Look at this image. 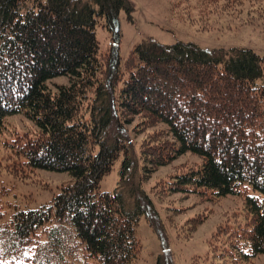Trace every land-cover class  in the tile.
Wrapping results in <instances>:
<instances>
[{
    "label": "trees",
    "instance_id": "obj_1",
    "mask_svg": "<svg viewBox=\"0 0 264 264\" xmlns=\"http://www.w3.org/2000/svg\"><path fill=\"white\" fill-rule=\"evenodd\" d=\"M123 11L132 19L129 0H0V134L8 117L23 115L37 130L16 150L22 165L74 180L48 205L8 220L0 189V264H133L141 217L153 215L143 182L185 154L202 165L167 181L170 192L243 198L245 221L223 241V255L249 264L264 255V57L147 40L123 68ZM101 20L114 35L105 54ZM59 77L69 84L52 89ZM137 118L168 128L166 139L144 142L141 169L129 133ZM121 157L118 189L101 192ZM194 222L196 230L204 220ZM157 264L174 261L165 251Z\"/></svg>",
    "mask_w": 264,
    "mask_h": 264
},
{
    "label": "rangeland",
    "instance_id": "obj_2",
    "mask_svg": "<svg viewBox=\"0 0 264 264\" xmlns=\"http://www.w3.org/2000/svg\"><path fill=\"white\" fill-rule=\"evenodd\" d=\"M129 1L135 9L132 19L124 11L119 17V54L123 68L134 47L147 40L164 46L193 43L205 50L240 48L264 57V0H218L212 4L209 0ZM95 33L101 54L107 53L113 46L114 35L105 27L104 20L99 21ZM67 84L68 78L59 77L51 81L50 87L54 89L55 85ZM141 123L137 118L129 128L134 146L132 155L139 161L140 169L144 142L155 134H162L166 139L168 130L161 123L149 124V127ZM36 130L32 121L18 114L6 119L0 134V189L6 190L3 198L5 220L16 210H38L48 205L62 187L74 182L68 173L31 170L22 165L23 160L16 156V150L22 139L33 136ZM122 161L123 157L102 180L101 192L114 193L118 189ZM201 165L202 159L198 156L185 154L158 168L143 182V191L151 202V219L156 217L157 226L151 224L149 214L141 217L137 237L142 251L133 264H157L165 251L171 255L174 264H234L223 255V241L227 240L231 229L245 221L243 198L228 196L214 200L196 194L170 192L167 181L171 183L176 175ZM135 172L138 181L143 173ZM128 184L124 182L123 186ZM250 193L254 194L252 190ZM192 219L204 222L194 230ZM87 264L100 263L90 261ZM249 264H264V255Z\"/></svg>",
    "mask_w": 264,
    "mask_h": 264
}]
</instances>
